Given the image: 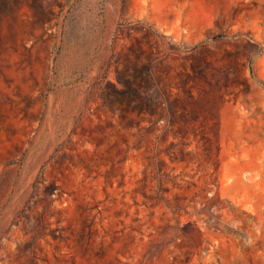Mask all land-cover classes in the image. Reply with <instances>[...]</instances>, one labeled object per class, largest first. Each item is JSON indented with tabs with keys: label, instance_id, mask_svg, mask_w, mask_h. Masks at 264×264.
<instances>
[{
	"label": "rangeland",
	"instance_id": "rangeland-1",
	"mask_svg": "<svg viewBox=\"0 0 264 264\" xmlns=\"http://www.w3.org/2000/svg\"><path fill=\"white\" fill-rule=\"evenodd\" d=\"M0 264H264V0H0Z\"/></svg>",
	"mask_w": 264,
	"mask_h": 264
},
{
	"label": "bare ground",
	"instance_id": "bare-ground-1",
	"mask_svg": "<svg viewBox=\"0 0 264 264\" xmlns=\"http://www.w3.org/2000/svg\"><path fill=\"white\" fill-rule=\"evenodd\" d=\"M11 208H12V207H11ZM8 217H9V216H8ZM10 219H11V218H10ZM10 219H9V220H10ZM6 220H7V219H6Z\"/></svg>",
	"mask_w": 264,
	"mask_h": 264
}]
</instances>
